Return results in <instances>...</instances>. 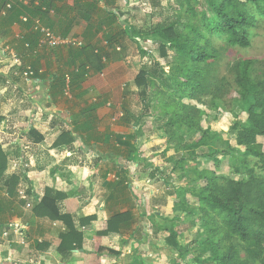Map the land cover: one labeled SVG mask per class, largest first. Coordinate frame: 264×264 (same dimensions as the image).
Instances as JSON below:
<instances>
[{
  "label": "rangeland",
  "instance_id": "374dc122",
  "mask_svg": "<svg viewBox=\"0 0 264 264\" xmlns=\"http://www.w3.org/2000/svg\"><path fill=\"white\" fill-rule=\"evenodd\" d=\"M93 1H104L107 6V0ZM118 1L119 6L116 9L121 16V24L136 33L141 32L142 36L136 42L127 37L123 39L126 48L121 43V46L110 48L105 39L102 40L103 38L94 43L93 46L99 50L105 68L97 74L98 76L95 74L86 77V86L82 85L78 89L71 87L66 76L63 100L57 105V109L62 110L59 111L62 127L71 130L76 124L82 125L85 121L84 112L87 109L94 108L97 113L100 109L108 110V120L98 121L96 129L88 132L94 133L92 140L87 133L81 135L73 128L72 132L77 135L74 136L72 147L76 153H82L79 156L81 159L90 158L93 162L90 164L88 160L87 165L94 172L92 176L94 175L95 178L101 179L100 177L105 175L106 178L109 177V182L115 183L117 181L115 175L124 178L126 173L122 171L126 170L128 173L127 181L131 186L129 185L130 189H127L125 194L131 191L134 195L136 211L133 220L138 224V234L134 239L123 237L118 250H108L106 255L109 258L107 257L103 264H120V262L194 264L191 253L181 255L178 248L168 244L170 234L164 229L174 227L181 249L187 247L205 256L202 246L207 239L205 222L197 213L189 217L186 214L188 208V210H176L173 209V205L178 200L186 199L185 202L190 207H199L198 199L192 194V190L197 191L200 187H204L206 181L197 182L198 173L208 171L215 172L219 177L242 179L235 173V168L240 165L239 161L244 149L237 147L232 126L237 119L244 121L246 116L240 114V109L234 101L237 97V86L231 68L244 60L255 59L259 61L257 68L261 71L260 74H264V15L258 14L254 7L249 6L256 15L257 22L250 31L251 46L247 49L229 48L223 39L213 38L215 48L225 49L217 66L213 67L218 72V78L225 80L223 83L225 94L214 103L210 95L203 98L200 104L189 99L183 100L184 103L200 109L202 117L198 122L199 127L192 131L186 126L175 130L176 128L168 124L172 113L165 110L164 98L159 93V87H152L145 92V89L136 87L135 82L141 71L154 69L158 71L156 62L160 64L159 70L163 68L167 76L172 74L171 70L177 54L170 49L166 58L160 54L157 43L160 38L155 31L170 25H176L177 30H184L188 23L185 13L186 1ZM195 2L205 4V0H195ZM148 31L149 34H146ZM83 41L86 45L85 40ZM107 54L110 57H107ZM33 79L29 78L30 82L25 81L29 84ZM95 81L100 84L102 82L105 87L97 86L94 84ZM172 90L174 89L167 90L165 95ZM8 91L12 96V91L18 90L9 88ZM105 127L113 130L103 135ZM206 130H209V135L215 134L218 137L213 149L207 147L189 149V146L200 140L203 131ZM58 135L57 131L49 137V140L55 141ZM125 137H132L129 146L120 142L121 139L125 141ZM258 140L264 150V138ZM228 147H236V150L230 152L229 156H218L221 160L219 169H216L213 160L205 157L214 149L228 150ZM192 151L195 153L194 156L190 155ZM132 153L138 154L135 161L129 160ZM182 156L186 159L183 164L180 163ZM255 162L256 160L252 159V164ZM184 194L186 198H183ZM122 211H130L127 203ZM131 240L138 242L137 247L130 244ZM136 259L137 261L133 263Z\"/></svg>",
  "mask_w": 264,
  "mask_h": 264
},
{
  "label": "trees",
  "instance_id": "16d2710c",
  "mask_svg": "<svg viewBox=\"0 0 264 264\" xmlns=\"http://www.w3.org/2000/svg\"><path fill=\"white\" fill-rule=\"evenodd\" d=\"M185 1L188 23L184 30H177L176 25H170L155 31L160 38L157 41L160 54L166 58L169 49L177 54L171 70L172 74L167 76L163 68L159 70L160 64L156 62L158 71L155 69L141 71L135 84L136 87L145 89V92L152 87H159V93L164 98L165 110L172 113L168 124L176 128L175 130L186 126L192 131L199 127L198 122L201 120L202 112L197 107L184 103L183 100L189 99L200 104L203 98L210 95L214 103L225 94L223 88L225 80L218 78V72L213 69L221 60L225 49L215 48L213 38L223 39L229 48H249L250 31L257 22L256 15L250 7H254L258 14L264 15V0H205V4L195 0ZM115 3L114 0H107L106 4L110 7L108 10H101L98 19L93 12L99 11V1L87 5V11L90 13L87 17L88 24L97 34L103 35L102 40L105 39L110 48L120 45L126 37L136 42L142 36L141 32L136 33L121 24V16L115 8ZM8 4L11 5L10 9H7ZM53 8L49 0H0V20L8 24L17 23L20 22L22 15L28 14L29 16L34 14V18L37 19L42 11L49 12ZM4 11L6 14L2 15ZM34 34L38 36L37 33ZM146 34H149V31ZM27 41L30 43V38L25 43ZM106 56L110 57L108 54ZM258 63V60L248 59L231 68L237 86V97L234 101L240 109V114L246 116L244 121L237 119L232 126L237 147L244 149L239 161L240 165L235 168V173L242 179L219 177L215 172L208 171L198 173L197 182L206 181L204 187H200L197 191L192 190V194L198 199L199 207H196L197 209L190 207L185 202L186 199H181L174 207L176 210L189 209L186 213L189 217L197 213L205 222L207 239L202 243L205 256L187 247L181 249L174 227L164 229L170 234L168 244L178 248L181 255L191 253L194 264H264V150L258 140L264 138V74H260ZM70 66L73 71L66 76L73 89L80 88L87 80L86 77L94 76L105 68L99 50H96L91 43H86L81 49L73 48L70 51ZM66 76L60 81L63 88L66 84ZM172 88L174 90L165 95L167 90ZM84 113L85 121L82 125L76 124L74 131L80 134L87 133L92 140L94 133L88 132L96 129L99 121L97 112L92 108ZM33 133L31 131L29 136ZM73 133H63L54 146H71L74 143ZM131 139L132 137H125V141L121 139L120 142L129 146ZM217 140V135H209V130H206L203 131L200 140L189 146V149L195 150L201 147L213 149ZM235 150L236 147H228V150L220 151L214 149L205 157L213 160L216 169H219L221 160L218 156H229V153ZM137 155L132 153L129 160L135 161ZM190 155L194 156L195 153L192 151ZM252 159L256 160L254 164ZM185 160L182 156L180 163L183 164ZM7 168L8 157L0 147V182L4 180ZM123 172L126 176L124 178L117 176L114 185V189L120 191L121 197L125 195L129 186L128 173L126 170ZM17 182L18 179L14 177L12 182L5 184L7 186ZM53 194H56L54 200ZM183 198H186L185 194ZM57 202H59V194L54 190L46 189L45 197L38 208L45 209V214L54 220L62 219L63 217L58 214V208L54 205ZM52 211L55 214H51ZM91 220H94V217L88 219L89 223ZM132 220L131 213L116 214L108 221L106 230L99 235L120 233L121 229L128 228ZM65 221L68 232L61 235L59 250L68 253L81 249L84 235L75 229L71 221L67 219ZM82 224L85 225L86 220H83Z\"/></svg>",
  "mask_w": 264,
  "mask_h": 264
},
{
  "label": "crops",
  "instance_id": "0c3cea01",
  "mask_svg": "<svg viewBox=\"0 0 264 264\" xmlns=\"http://www.w3.org/2000/svg\"><path fill=\"white\" fill-rule=\"evenodd\" d=\"M50 1L54 10H44L36 17L42 25L61 37L80 38L87 44L94 45L103 38L87 22L90 14L87 5L94 3L93 0ZM114 1L116 8L119 1ZM109 7L100 1L99 11L93 15L98 19L100 11ZM32 16L27 23L20 20L8 24L0 20V147L8 157L5 178L0 182V264H103L109 258L108 250H118L123 237L134 239L138 234V224L132 220L120 233L99 235L116 214L133 213L135 218L134 195L128 191L121 197L120 191L114 189L116 183L109 182V177L92 176L94 172L87 165L90 158L87 157L89 161L81 159L82 153H76L73 144L54 146L63 133L75 128L63 129L59 113L62 110L57 109L65 88L60 81L73 71L72 49L40 47L39 37L32 31L35 20L34 14ZM29 38L30 43H25ZM121 44L127 47L125 42ZM29 71H34L35 75L28 84L23 76ZM94 84L105 87L102 82ZM9 88L18 91H12L11 96ZM97 117L100 122L108 120V110H98ZM105 128L103 135L113 130ZM31 131L34 133L29 136ZM57 131L55 141L49 140ZM14 177L18 182L6 186ZM46 189L59 194V202L54 204L59 216L71 221L84 235L81 249L68 253L59 250L61 235L68 232V227L65 219L54 220L45 214V209L38 208ZM21 191H26L27 199L21 197ZM55 198L53 194L52 199ZM126 203L130 211H122ZM51 214H55L54 211ZM90 217H94L91 223ZM83 220H86L85 225ZM130 244L137 247L138 242L131 240Z\"/></svg>",
  "mask_w": 264,
  "mask_h": 264
},
{
  "label": "built area",
  "instance_id": "2783aa9c",
  "mask_svg": "<svg viewBox=\"0 0 264 264\" xmlns=\"http://www.w3.org/2000/svg\"><path fill=\"white\" fill-rule=\"evenodd\" d=\"M10 8H11V5L8 4L7 9H10ZM5 14H6V11L2 13V15H5ZM20 20L24 23H27V22H30V17L28 15H23L20 17ZM32 31L38 34V37H39L38 43L40 47L45 46L48 49H56L59 47L66 48V49H73V48L81 49L85 46V43L82 39L65 38V37H61L55 34L51 29L42 25L39 19L34 20ZM33 75L34 73L32 71L25 73L26 80L29 81V78H32ZM115 176L114 178L117 180V176L116 177ZM20 195L23 199H27L26 191H21ZM5 235H7V232L5 233Z\"/></svg>",
  "mask_w": 264,
  "mask_h": 264
}]
</instances>
